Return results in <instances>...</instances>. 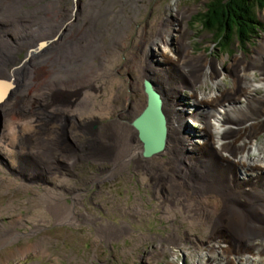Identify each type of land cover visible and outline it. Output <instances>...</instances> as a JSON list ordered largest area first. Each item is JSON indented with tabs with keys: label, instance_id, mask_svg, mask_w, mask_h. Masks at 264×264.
<instances>
[{
	"label": "rangeland",
	"instance_id": "1",
	"mask_svg": "<svg viewBox=\"0 0 264 264\" xmlns=\"http://www.w3.org/2000/svg\"><path fill=\"white\" fill-rule=\"evenodd\" d=\"M57 1L51 0L53 3L47 6L51 10L54 9L55 15H58L59 8L68 3L59 1L60 5L55 6ZM76 1L69 0L68 6L70 18H74L72 26L81 23L86 17H92L93 14L87 12L89 5L98 3L102 11H99L98 15H93L95 26L94 24L92 27L87 26L90 33L89 31L85 33L86 40L83 39L79 46L81 55L77 57V65L73 66L78 75L76 77L55 75L53 69L47 70L44 67L40 69V73H37L39 77L34 79V84L31 83L34 86L30 88H52L51 83L54 82L52 78L59 77L56 79L57 85L53 88L60 87L70 92H77L76 95H71L69 98L76 101L78 105L85 99L89 102L87 105H82L81 108L77 106L69 108L70 115L78 113L79 118L83 117L87 123L92 122L94 126L99 127V130L102 126L109 125L111 122L108 121L111 118L117 119L121 112L122 114L126 113L125 111L129 109L127 104L133 103V108H136L130 109L128 111L130 114L122 116L126 118L135 112L137 114L145 103V95L142 90L144 78L141 76L144 51L150 50L151 58L153 57L151 63L162 67L163 64L159 63L160 47H153L150 42L156 38L158 29L161 28L160 24L164 19L168 20L170 16L169 19L176 20L177 11L185 12L187 10L190 15L182 20V27H186V36L184 37L186 43L183 47L191 50L192 55L189 54L190 56H197V61L193 60L196 61L195 67L201 68L206 63H213L212 68L218 67L216 63L218 62L221 68V70L219 67L217 70L214 69L216 76L212 72L211 75L215 76V79L212 78L213 81L209 80L206 75V82L201 83L203 85L201 95L204 97L205 95H218L219 92L226 89L232 90L235 87L236 75L228 76L226 72L235 67V59H239L237 67L242 60L248 61L244 73L246 78L241 83L243 84L242 90L239 91L243 94L239 102L240 113L236 115L237 118H231V120L238 121L242 127L247 124L246 126L256 130V134L251 139L244 131H240L241 139L244 137L247 139L243 140L244 143L249 142L254 148L249 155L239 150L235 158L250 159L249 161L253 159L255 164L262 166L264 163V106H262V104L264 105V88L257 86L262 83L264 87V55L262 54L258 58L257 52L264 44L263 9L255 10L261 26L256 32V36L251 39L250 43H247L246 48L241 47L239 42L232 41L224 50L223 39L219 38L221 46L215 40L213 33L203 29L201 19L206 13L208 0H114L112 3H110L111 0H79L78 2H81L80 14L76 11L74 14L76 17H74L73 7ZM179 24L178 19V23H175L176 27L173 26L174 31L175 29L178 31ZM72 32L75 33L73 29ZM174 35L178 36V39L173 38L170 42L169 49L171 51H173V45L174 50L176 49V42L180 38L177 32ZM88 49L91 51L89 52ZM261 51L264 52V45ZM84 52L88 55H84ZM170 54L176 56L174 51ZM201 55H204V59H200ZM162 68L166 75H169L167 74L168 68ZM200 68H195L198 76L201 75ZM203 75L205 76V73ZM62 79L63 81H61ZM196 81L199 82V79L194 76L193 82ZM71 84L73 89H70ZM84 87L85 89H82ZM189 89L186 87L181 92L183 101L179 103L185 112L188 109L195 115L198 108L195 107V98H192L193 94L191 95ZM248 89L250 91L246 94ZM34 91H30V93L32 92L31 96L34 95ZM229 95L231 94L229 93ZM63 97L67 98V95L66 97L63 95ZM34 98L40 99V96ZM184 105L187 109L184 108ZM27 107L33 112L36 109V114L45 113L44 110L37 108V104H34L33 101L27 103ZM43 108H47V105L43 104ZM202 112L207 113L208 110ZM21 121L24 124L22 131L28 135L26 133L37 131L36 126L41 123V117L37 118L36 115H33L31 119L23 118ZM202 122V120L195 121L190 117H184L183 129L189 124L190 129L198 135L196 139L198 143L204 141ZM9 123L13 122L9 121ZM89 126L91 124H87V127ZM15 138L10 135L9 144H3L0 147V233L6 234L12 228L14 232L18 233V238L0 247V264H208L205 258L207 248H204L209 242L213 229L207 228L199 220L194 221L192 215L186 214L178 202L164 203L162 193L155 189L156 180L148 173V169L143 170L141 166L135 167L132 163L125 171L116 170L113 177L104 178L98 184V193L93 195L92 200L89 198L90 191H87L84 185L74 179L71 180V184H68V177H61V182L56 183L57 188L54 190L56 195L71 198V189L78 187V190L84 191L82 193L84 199L90 204H74L70 199H66L67 205H73V212L77 218L74 221L60 222L54 215V211L50 209L52 200L49 193H52V189L47 188L46 183L40 179L36 183L45 186V188L30 190V187L36 183H27L32 171L40 178H43L42 175L48 178L47 163L44 161V165H38L37 162V164L35 163L37 167H35L32 162H29L32 169L30 173L15 171L18 166L16 159L19 155L26 156L31 151H27V148L31 145L35 150L39 143L27 138L22 139L20 142L23 152L17 155L19 137L16 138L17 140ZM95 142L99 143L101 147L106 145L99 141ZM107 146H111V144L109 143ZM240 152L241 154H239ZM19 158L23 159L25 164L28 163L25 158ZM164 158L168 159V157ZM70 163H72L71 160ZM38 166L41 167L38 168ZM100 166L110 168L107 164ZM192 168L196 171L195 177L200 176L203 183L208 180L209 174L201 173L204 168L195 165ZM18 169L17 171H19ZM77 174L80 180L88 181L90 178L88 168ZM100 175L103 176L105 173ZM192 179L193 177L190 181ZM19 184H22L23 187H19ZM218 185L219 183L210 185L211 188L207 191L215 190ZM81 202L82 197L79 200V203ZM62 205H57L55 210L59 212ZM216 205L219 208L231 209L230 204ZM68 210L67 207L65 211ZM232 216L250 220L249 212L240 209L236 215ZM175 234L179 237V244L170 241V238Z\"/></svg>",
	"mask_w": 264,
	"mask_h": 264
},
{
	"label": "bare ground",
	"instance_id": "2",
	"mask_svg": "<svg viewBox=\"0 0 264 264\" xmlns=\"http://www.w3.org/2000/svg\"><path fill=\"white\" fill-rule=\"evenodd\" d=\"M78 1L79 0L75 2V5L73 7V15L76 11H78V13L80 14L79 10H81V2ZM11 2L12 0H1L0 7L4 8L8 4L10 5ZM48 10L51 9L49 8ZM188 12H190V10H188ZM186 13L187 10H185V12L177 11L176 20L172 21L171 19H169L170 16L168 17V20H166L167 18L164 19L162 24H160L161 28L159 27L156 38L150 42L153 47H160L161 61L159 60V63L163 64L162 67L168 68L167 74L169 75H166L164 68L160 67L159 65H154L155 63H151L153 57L151 58L152 55L150 53V50H145L143 54L144 60L142 62L141 76L142 78H144V80L148 79L149 81H151L156 89L163 95V110L165 111L169 121V131L165 150L162 153L151 158H143L142 145L137 139V133L132 128L130 122H126L125 120L119 118L115 121H112L109 125L102 126L106 130L105 138L103 137L104 140L102 144H106L107 141H114L116 143L112 150H106L102 147V151L100 150L98 152V158L101 159L102 163L108 162L113 167L112 173H110L109 176L107 175L108 177H112L114 174L113 171L116 169L121 171L122 169L126 170L127 166L130 163H133L135 167L141 166L143 170L148 169V173L151 174L156 180L155 189L162 193L164 203L167 202L169 204H172L174 202H178L179 206L183 207L186 214L192 215L194 221L199 220L207 228H210L211 230L213 229L209 242L205 245L204 248H207V250H205V258L207 259L208 264H264V163H262L263 167H260V165H257L254 163V161H252L253 159L251 161H249L250 159L239 160L237 158H234L233 156H236L237 153L234 152L237 149L242 153L249 155L253 152L254 146L252 144L250 145L249 142L245 144L244 141V144L242 143L243 146L228 145L225 149V152L227 154L221 153V156L223 158H219L214 153V150L209 147L208 144L210 143L208 141H204L203 143H198L196 141L198 135L190 129V127L188 126L189 124H187L183 129L184 117H190L191 120H202V130L205 133L210 134L211 126L209 124V118L213 117L214 122L217 121V114L216 111L213 110V107L217 105V102H220L223 99L230 98V96H228L229 92L227 90H224L221 93L219 92L218 95L215 94L205 97H199L195 93H193L192 98H195V107L198 108V111L195 115L192 112L190 113L185 105L184 108L188 110H186V112L181 107L182 105L180 106L179 102L183 101V96L181 94L182 89L178 87V81L176 79V77L180 74L174 70V67L182 62L186 67L193 68L195 67V63L197 61V57L190 56L189 54L186 57H183L182 55L186 51V48L183 47L186 43L184 39V37L186 36V27H182V20L190 15V13ZM74 17L76 16L74 15ZM178 19L180 21V24L178 26L179 29L178 31H176V29L174 31V27H176L175 23H178ZM88 31L89 29L87 28V32ZM176 32L180 35V38L179 40H177L178 43L176 42L175 45V48L177 50H174V45L172 44V50L174 51V55H176L172 56L170 53L173 51L169 49V46L173 38L175 40L178 39V36L174 35ZM11 34L12 37L17 36L14 32H12ZM9 40L10 39L8 38V41ZM47 45L48 43L46 42V44H44L43 46ZM262 46L257 52L259 55L258 58L261 57L262 54L264 55V52L261 51ZM88 51L90 52L91 49H88ZM86 54L88 55V53L84 52V55ZM199 57L200 59H204V55H201ZM194 59L196 61H193ZM5 61L6 58L3 60V58L0 57L1 77L5 75L3 71L4 67L6 69L7 65H2ZM234 62L237 64L239 62V59H235ZM207 64L208 63H206L205 66ZM211 65H213V63H211ZM77 75L78 74L75 72L73 74L70 73L67 76L76 77ZM210 77L214 79L213 75H210ZM245 78V74L241 75L240 77L236 75L234 88L241 89L243 85L241 83L245 80ZM2 79L8 80L10 82V85L12 86L9 90H5V88L0 85V147L3 144H9V142L11 141L10 135L11 137L14 136V138L19 137V144L17 145V147H19L16 149L17 155H19L21 154V152H23V150L21 149L22 144L20 142L22 139L27 138L32 141L38 140V134L36 133L37 131L34 133H26L28 135H25V132L22 131V126H24V124L21 120H23V118L29 120L33 117V115H36V117H38L39 113L36 114V109L35 112H33L32 110H28V107L30 106L27 107V103H30L31 99L34 97V95L31 96L32 92L26 93V89H18L19 91L16 92L17 85L22 82L21 78L17 77L16 72H12L10 79L5 78V76ZM26 84L29 83L25 82L24 85ZM24 85L22 87L21 85H19V87L23 88ZM71 87L72 84L70 86V89H73ZM82 89H85V87ZM3 91L5 92L2 93ZM73 92L68 91L67 98H60L66 99V103L57 102L56 104H54L55 107L62 108L63 110L64 106L65 109L68 110L71 107L75 108V106H77L80 108L84 104H89L87 99L83 100L80 105H78L76 101H72L69 96H73ZM262 106L264 105L262 104ZM133 107V103H131L130 105L127 104V108H136ZM140 110L138 112H140ZM205 110H208V112L206 113ZM202 111H204L205 113H203ZM135 114L136 112L132 115ZM9 121L13 123H9ZM186 121L188 122L187 119ZM175 125L177 126L174 127ZM244 131L249 136V138L252 139L255 137L256 130L254 128L245 126ZM43 141L37 142L39 143V145L36 146L37 148L35 150H33L34 147L32 148L30 145V147L27 148V151H31L27 153L26 156L19 155V157L25 158L28 163L23 166V160L18 157L16 159L17 164L22 168L18 169L19 167H16V172H31L32 169L29 162H32L35 166L38 156H40V154L42 155L43 151L45 150ZM61 148L66 163L68 165L74 164L77 156L74 154L72 148L69 145L67 146L65 144H61ZM217 148L218 151L221 152L224 147L217 146ZM34 152H36V155H34ZM241 152L239 154H241ZM228 156H230V158ZM164 157H168V159L165 160ZM70 160L72 163H70ZM194 165L196 167L204 168L201 173L209 174L208 180L205 183L202 182L200 176H194L196 173L195 169L192 168L194 167ZM17 169L19 171H17ZM192 177L193 179L190 181ZM98 180L100 182L102 179L98 177ZM216 183H219L218 187L215 190L208 192L207 190L211 188L210 185ZM50 199L52 200L50 209L51 211H54V215L57 216L60 222H68L70 220L74 221L77 218L73 212V205H67L66 202L59 200L61 198H59L58 196H50ZM60 204L63 205L61 206L60 211L57 212L55 210V207ZM216 204H230L231 209L228 210L226 207L219 208V206ZM67 207L69 208V210L65 211ZM239 209L245 212H249L250 220L243 219L242 217L233 218L232 215H236V212H238ZM252 209L255 210L251 211ZM17 238L18 233L14 232L12 228L7 231L6 234H3V232H1L0 247L7 242L11 243L15 241ZM170 241L175 242V244H179L180 242L179 237L176 234L170 238Z\"/></svg>",
	"mask_w": 264,
	"mask_h": 264
},
{
	"label": "flooded vegetation",
	"instance_id": "3",
	"mask_svg": "<svg viewBox=\"0 0 264 264\" xmlns=\"http://www.w3.org/2000/svg\"><path fill=\"white\" fill-rule=\"evenodd\" d=\"M59 1H66L68 3L58 9V15H55L54 12L47 9L50 0H12L10 5L8 4L4 8L0 7V57L3 58V60L6 58V61L1 63H3L2 65H7L6 69L4 67L3 71L5 75L2 77L0 76V80L5 81L6 79H2L4 76L5 78L10 79L12 72H16L17 77L21 78L22 82L19 84L21 87L25 82L29 83L24 85L23 88L17 85L16 92L20 89H26V93L35 90L34 97L40 96V99L32 98L31 101H33L34 104H37V108L45 111L44 114L37 117H41V123L36 126V133H38L37 142L44 140L43 143L46 146V156L52 171L47 184L52 188V196H58L61 198L59 200L66 203H68L66 199H70L74 204H90L89 201L84 199L82 194L84 191L78 190V187L71 189V198H67L64 195H56L54 193L56 183H60L61 180L55 176H67L68 184H71V180L73 179L77 180L79 184L85 186L87 191H90L89 198L92 200L93 195L98 193V184L102 182L104 178L110 179L108 176L113 170L110 163L101 162V159L98 158V152L100 150L102 151L103 148L106 150H112L116 142L107 141L106 145L102 146L103 148L100 145L98 147H94L93 144L96 143L95 141H99L101 143L103 142L106 130L103 127L99 130V127L97 125L94 126L93 124L87 127V121L83 117L79 118L78 113H75L72 117L64 106L63 110L62 108L55 107L54 104L57 102L66 103V99L60 98L63 97V95L65 97L66 95L68 96V90L65 88H53V86L57 85L56 83L58 82H56V79L59 77L52 78V81H54L51 83L52 88H41L42 90L39 88H30L31 86H34V79H38L39 77L36 74L44 67H46L47 70L53 69V74L55 75H66V77H68L67 75L70 73H75L73 66L77 65V57L81 55L79 45L82 44L83 39L85 38L87 26L89 25V27H92V24L95 26V23L93 22V15H98L99 11H101L98 3L89 5L87 7V12L89 11L92 13V17H86V19L82 20L81 23L72 26L70 23V8L68 7L69 0H58L55 6L60 5ZM113 1L114 0H111L110 3ZM72 29L75 33L72 32ZM12 32L16 33L17 36H13V38L11 34ZM8 38L10 39L9 41ZM42 41L47 42L48 45L39 48L40 42ZM61 81H63V79ZM5 82L11 88L12 85H10V82L8 80ZM76 93L77 92H73L74 95H76ZM43 104H46L47 108H43ZM129 110H124L126 112L123 113L124 116L130 114V112H128ZM80 111L81 110H79V112ZM123 114L121 112L120 115L117 116V119L121 118L122 120L131 123L134 115L131 114L132 116L124 118L122 116ZM117 119L111 118L108 122L110 123ZM109 143L111 146H107ZM61 144H65L67 146L69 145L74 151V154L77 156L74 164L68 165L66 163ZM42 156L43 153L42 155L40 154L37 159L42 158ZM24 164L25 161L23 160V166ZM101 164H107L110 168L108 166L102 168L100 166ZM19 168L22 167L19 166ZM86 168L89 169L90 178L88 181L80 180L77 173H82ZM116 170H114L115 172L113 171V176L115 175ZM119 171L122 172L125 170L122 169V171ZM101 173H105V175L101 176ZM98 177L102 179L100 182ZM83 181H85V183H82ZM31 188L39 189L40 186L33 185ZM80 197H82L81 203H79Z\"/></svg>",
	"mask_w": 264,
	"mask_h": 264
},
{
	"label": "trees",
	"instance_id": "4",
	"mask_svg": "<svg viewBox=\"0 0 264 264\" xmlns=\"http://www.w3.org/2000/svg\"><path fill=\"white\" fill-rule=\"evenodd\" d=\"M257 8L264 10V0H208L201 19L203 29L213 33L219 45L222 38L224 50L232 41L246 48L261 26L255 13Z\"/></svg>",
	"mask_w": 264,
	"mask_h": 264
},
{
	"label": "water",
	"instance_id": "5",
	"mask_svg": "<svg viewBox=\"0 0 264 264\" xmlns=\"http://www.w3.org/2000/svg\"><path fill=\"white\" fill-rule=\"evenodd\" d=\"M43 45H40V48ZM0 85L5 90L10 89L6 83L0 82ZM143 93L145 95V104L140 112L134 115L130 124L137 133V139L142 145V157L148 159L165 150L169 121L163 110L164 101L162 94L148 79L143 81Z\"/></svg>",
	"mask_w": 264,
	"mask_h": 264
},
{
	"label": "clouds",
	"instance_id": "6",
	"mask_svg": "<svg viewBox=\"0 0 264 264\" xmlns=\"http://www.w3.org/2000/svg\"><path fill=\"white\" fill-rule=\"evenodd\" d=\"M257 87H260V86H257Z\"/></svg>",
	"mask_w": 264,
	"mask_h": 264
}]
</instances>
